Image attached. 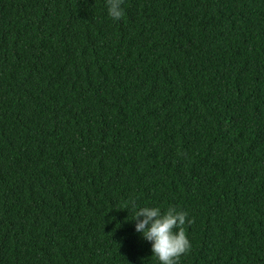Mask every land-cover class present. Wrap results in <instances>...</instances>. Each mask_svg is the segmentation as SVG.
Masks as SVG:
<instances>
[{
  "label": "trees",
  "instance_id": "1",
  "mask_svg": "<svg viewBox=\"0 0 264 264\" xmlns=\"http://www.w3.org/2000/svg\"><path fill=\"white\" fill-rule=\"evenodd\" d=\"M0 0V264H264V0ZM187 221H191L188 223Z\"/></svg>",
  "mask_w": 264,
  "mask_h": 264
},
{
  "label": "clouds",
  "instance_id": "2",
  "mask_svg": "<svg viewBox=\"0 0 264 264\" xmlns=\"http://www.w3.org/2000/svg\"><path fill=\"white\" fill-rule=\"evenodd\" d=\"M124 0H106L108 15L114 20H120L124 11ZM135 221V231L152 244L153 255L160 264H180L182 256L191 251V243L184 230L187 213L169 207L162 212L159 207H142L136 209L132 201ZM191 223V221H187Z\"/></svg>",
  "mask_w": 264,
  "mask_h": 264
}]
</instances>
